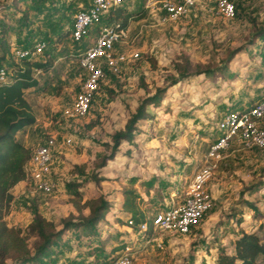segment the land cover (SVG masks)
<instances>
[{
    "label": "rangeland",
    "instance_id": "1",
    "mask_svg": "<svg viewBox=\"0 0 264 264\" xmlns=\"http://www.w3.org/2000/svg\"><path fill=\"white\" fill-rule=\"evenodd\" d=\"M89 2L0 0V37L11 45L47 33L54 38ZM121 5L128 11L144 8L145 15L129 22L127 36L117 45L128 58L118 73L102 79L85 116L62 113L84 77L74 49L80 44L68 36L57 43L52 38L36 56L50 57L52 65L35 71L38 83L25 90L36 121L18 136L33 149L55 137L54 186L46 193L30 180L18 183L6 219L24 230L31 252L40 241L27 232L35 213L51 221V230L63 231L38 259L10 257L7 264H94L124 240L135 250L132 264H209L218 246L232 249L241 229L255 230L264 241V146L233 143L223 152L206 183L212 207L188 233L153 229L150 237H142L127 225L128 213L121 207L126 186L144 197L140 205L148 216L180 200L194 169L206 162L219 116L264 96V0H240L229 18L208 4L174 21L164 19L159 0H123ZM135 51L139 55L131 57ZM174 78L179 80L167 88L162 106H148L154 115L138 120L132 139L122 140L109 158L112 134L124 127L139 100ZM100 196L110 207L93 230L64 226L89 215L84 202Z\"/></svg>",
    "mask_w": 264,
    "mask_h": 264
},
{
    "label": "built area",
    "instance_id": "2",
    "mask_svg": "<svg viewBox=\"0 0 264 264\" xmlns=\"http://www.w3.org/2000/svg\"><path fill=\"white\" fill-rule=\"evenodd\" d=\"M123 0H90L87 6L78 8L72 16L69 26L71 41L81 43L90 37L89 43L81 46L76 52L85 73L80 91L74 101L62 111L65 117L76 118L87 114L97 93L101 80L107 73H118L120 65L128 58L124 52L117 49L127 36L128 28L118 22L105 21L110 10L121 4ZM240 0H159L164 12V19L174 21L186 17L196 8L210 5L222 17H232ZM94 31V37L90 33ZM44 39H35L31 45L11 46V53L17 60L33 58L41 54L47 47ZM131 57L138 52H131ZM36 69L35 71H39ZM9 68L0 64V83L8 82ZM215 136L208 145L206 162L197 166L183 191L182 198L171 202L164 210L152 214V228L155 230L177 231L188 233L197 226L213 203L207 181L212 175L216 161L223 157V152L233 143L246 147L264 146V96L256 99L250 105L233 107L224 111L216 122ZM66 143L70 142L66 138ZM55 137L50 135L45 141L36 145L29 161L25 164L26 174L31 184L50 193L54 182L51 178L52 152L55 147ZM176 195V191L173 193ZM178 196V195H176ZM132 220H128L130 225ZM148 228L147 222L139 224L138 233ZM132 244L126 241L121 252L109 264H132L134 258Z\"/></svg>",
    "mask_w": 264,
    "mask_h": 264
},
{
    "label": "trees",
    "instance_id": "3",
    "mask_svg": "<svg viewBox=\"0 0 264 264\" xmlns=\"http://www.w3.org/2000/svg\"><path fill=\"white\" fill-rule=\"evenodd\" d=\"M144 15V8L138 11H128L119 4L110 10L105 17V21L118 22L121 26L128 28L132 19H139ZM3 31L2 27V33ZM63 36L69 37V26L64 32L63 27L59 28L54 38L47 33L41 39L49 43L53 38V42L57 43ZM34 40L18 41L15 44L27 46L31 45ZM75 43L80 44L78 48L74 47L75 50L83 46L82 43ZM0 46V64H6L9 68L8 82L0 83V264H7V258L10 257L20 261L38 259L54 243L53 236L60 234L63 228L51 230V221L42 214L35 213L33 219L28 223L27 232L37 235L40 241L36 244L34 252H31L24 230L20 226L9 224L6 219L14 199L13 187L20 181L29 180L25 164L31 158L34 150L18 136V132L25 131L36 121L31 104L25 96V90L38 83V79L34 75L35 70H47L52 65V60L50 57H44L43 59L37 57L20 58L16 60L11 53V42L6 41L3 34L0 37ZM195 71L202 72L204 70L197 69ZM178 80L174 78L168 84L156 87L152 94L145 95L139 100L134 111L128 114L124 127L117 129L112 134L113 143L111 151L107 155L109 158H113L122 140L129 141L132 139L138 120L151 118L154 115L148 106H162V98L167 88ZM69 184L77 185L74 182ZM75 193L80 196L77 188ZM122 196L121 207L128 213L127 225L137 231L140 223L147 222L148 228L143 232L142 237H150L153 233L152 215L148 216L140 205L145 200L144 197L133 186L124 187ZM244 202V205L249 206L258 213V208L253 202L247 200ZM84 203L90 208L89 215L72 223L65 222L64 226H81L85 231L93 230L95 224L104 218L110 207L108 200L102 196L98 199H87ZM129 219L132 220L130 225L128 224ZM240 221L241 216H239L237 222ZM125 244L126 240L114 245L94 264H109L121 252ZM216 249L214 262L209 264H264V261H262L264 241L255 230L241 229L237 232L231 252L223 245L218 246Z\"/></svg>",
    "mask_w": 264,
    "mask_h": 264
},
{
    "label": "crops",
    "instance_id": "4",
    "mask_svg": "<svg viewBox=\"0 0 264 264\" xmlns=\"http://www.w3.org/2000/svg\"><path fill=\"white\" fill-rule=\"evenodd\" d=\"M20 182H21V181H20ZM20 182H19V183H20ZM17 184H18V183H17ZM17 184H16V185H17ZM16 185H15V186H16ZM15 186H14V187H15ZM14 187H13V188H14ZM232 249H233V245H232ZM232 249H230V250H228V251L231 252ZM211 262H214V260H212ZM211 262H210V263H211Z\"/></svg>",
    "mask_w": 264,
    "mask_h": 264
}]
</instances>
